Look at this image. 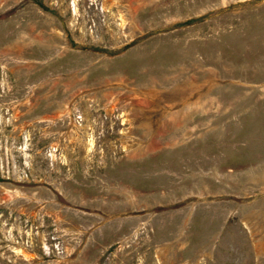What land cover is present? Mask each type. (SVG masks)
Instances as JSON below:
<instances>
[{"label":"rangeland","instance_id":"374dc122","mask_svg":"<svg viewBox=\"0 0 264 264\" xmlns=\"http://www.w3.org/2000/svg\"><path fill=\"white\" fill-rule=\"evenodd\" d=\"M0 264H264V0H0Z\"/></svg>","mask_w":264,"mask_h":264}]
</instances>
